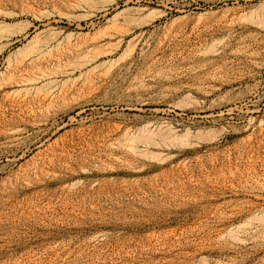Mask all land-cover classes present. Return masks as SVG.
<instances>
[{
    "label": "rangeland",
    "instance_id": "1",
    "mask_svg": "<svg viewBox=\"0 0 264 264\" xmlns=\"http://www.w3.org/2000/svg\"><path fill=\"white\" fill-rule=\"evenodd\" d=\"M263 25L264 0H0V264H264Z\"/></svg>",
    "mask_w": 264,
    "mask_h": 264
},
{
    "label": "bare ground",
    "instance_id": "2",
    "mask_svg": "<svg viewBox=\"0 0 264 264\" xmlns=\"http://www.w3.org/2000/svg\"><path fill=\"white\" fill-rule=\"evenodd\" d=\"M259 24V23H258ZM263 27H264V25H263ZM114 36V35H113ZM121 45V42L119 43V45H118V48H119V46ZM51 50V49H50ZM35 51V50H34ZM110 52V51H109ZM42 56V55H41ZM96 58L98 57V55H94ZM93 56V57H94ZM93 57H92V60H93ZM94 57V58H95ZM90 58V57H89ZM88 58V59H89ZM115 126V125H114ZM116 127V126H115ZM120 127H121V125H120ZM118 128L119 127H117V131H119L118 130ZM152 129H154V128H152ZM151 129V127H150V125L149 124H146V125H144L143 127H141L140 128V131H136V133L137 132H141V134L140 135H137L136 133H133V134H130V131H126L127 133H126V136H127V140H128V142H129V148H130V151H132L134 154H143V149L139 146V143H142V147H145V148H149V147H152V146H159L160 145V143L159 142H156V140H154L155 138H157V136H159L160 137V139L161 138H164V135H163V132H159L158 131V129H157V131L159 132V133H155V134H153L154 132H153V130ZM114 130V129H113ZM145 134H149L148 135V137H146V138H143L144 137V135ZM127 140H125L126 142H127ZM146 150H144V152H145ZM150 152V151H149ZM150 154V156L151 155H153L152 154V151L149 153ZM0 155H4L3 153H1L0 152ZM144 155H145V153H144ZM146 156H148V152H147V154H146ZM9 192H8V190L7 191H3V192H0V199L2 198L3 199V197L4 196H6L7 194H8ZM1 199V200H2Z\"/></svg>",
    "mask_w": 264,
    "mask_h": 264
}]
</instances>
